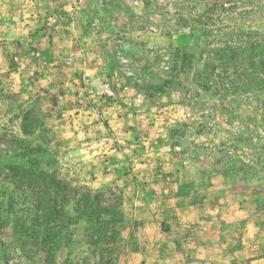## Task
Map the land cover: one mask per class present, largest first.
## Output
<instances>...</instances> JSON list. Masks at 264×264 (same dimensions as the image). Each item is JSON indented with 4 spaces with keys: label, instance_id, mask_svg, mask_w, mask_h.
I'll return each instance as SVG.
<instances>
[{
    "label": "rangeland",
    "instance_id": "1",
    "mask_svg": "<svg viewBox=\"0 0 264 264\" xmlns=\"http://www.w3.org/2000/svg\"><path fill=\"white\" fill-rule=\"evenodd\" d=\"M257 45L264 0H0V150L69 217L59 245L16 246L0 172V264H264Z\"/></svg>",
    "mask_w": 264,
    "mask_h": 264
},
{
    "label": "trees",
    "instance_id": "2",
    "mask_svg": "<svg viewBox=\"0 0 264 264\" xmlns=\"http://www.w3.org/2000/svg\"><path fill=\"white\" fill-rule=\"evenodd\" d=\"M228 54L230 52L227 54L223 53L218 57L222 66L229 67L234 62V59H230ZM254 56H257V61H252ZM245 58L255 66L258 65L259 62L264 60V47L260 45L254 46L252 51L245 52ZM210 66L212 65L206 64L204 70H208ZM153 88L158 90V92L161 90V87L158 86ZM30 116L31 113H27L22 118L21 130L23 134H30L32 124L38 121L37 118H32L30 121ZM8 142L17 148H21L23 144V141L19 139H10ZM29 151L31 153L37 152L35 150ZM3 153L0 150V172L6 178V182L12 187L11 200L22 197L23 204L25 205L24 208L19 209L24 212V216H19L15 219L10 239L15 242L16 246H20L23 250L31 242L41 246L50 243L56 246L59 245L62 241L60 237L61 229L69 225L67 221L69 217L67 219L62 207L57 205L55 197H51L49 191L52 186L56 188L58 183H55L47 173L38 168L37 161L35 162L34 160L28 159V157H26L27 159L23 157L25 161L24 165H11L5 163V154ZM24 186H26L25 189L28 187L33 189L28 193H24ZM20 192L22 194L21 197L18 194ZM75 207H77L78 214L86 212L78 208V203Z\"/></svg>",
    "mask_w": 264,
    "mask_h": 264
},
{
    "label": "crops",
    "instance_id": "3",
    "mask_svg": "<svg viewBox=\"0 0 264 264\" xmlns=\"http://www.w3.org/2000/svg\"><path fill=\"white\" fill-rule=\"evenodd\" d=\"M174 181H176L175 184H177V185L174 184L175 186H181V182H178L176 179H174L173 182H174ZM163 182H164V181H163ZM163 184H164V183H163ZM174 185H173V186H174ZM176 199H178L177 196H176Z\"/></svg>",
    "mask_w": 264,
    "mask_h": 264
}]
</instances>
